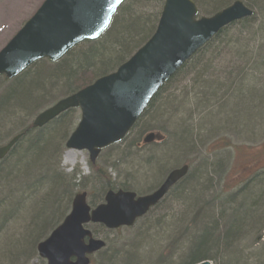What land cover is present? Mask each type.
<instances>
[{
    "label": "trees",
    "instance_id": "1",
    "mask_svg": "<svg viewBox=\"0 0 264 264\" xmlns=\"http://www.w3.org/2000/svg\"><path fill=\"white\" fill-rule=\"evenodd\" d=\"M192 1L199 8V12L211 15L227 7L234 0ZM250 1L242 2L248 9L253 10ZM163 2L164 0H126L119 7L109 27L99 39L85 41L77 45L56 63L43 60L32 65L38 66L42 63L45 68H51L50 72L53 73L51 75L49 72L47 78L40 79L38 87L35 88V94L46 92L48 94L50 91L59 89L63 91L62 96L64 97L90 84L95 79L113 72L151 37L156 28ZM258 42H264V15L257 20V14L254 11L253 16L224 28L211 42L192 56L155 94L132 130L138 125L140 119L153 108L156 99L163 95L165 98L155 109V114L162 118H154V121L158 120L162 124L157 123L158 125L155 126L158 130L168 133L170 139L177 137L179 144L181 143V147L178 149L180 152H184L185 149L192 150L198 143L202 144L207 138L206 133H208L207 136L222 132L229 133L228 129H223V127H228L232 118L236 117L240 118L237 129H242L236 136L237 138H248L250 142L255 143L263 141L264 139L255 141V137L264 133V91L260 93L254 89V87L262 85V81H264L262 79L264 44ZM37 72L38 69L32 76L33 78L38 76ZM27 74L25 71L14 80L17 79L16 83L20 84L21 81L31 77H27ZM86 80L88 82L82 84ZM80 81H82L80 83L82 85H77V82ZM175 83H178L179 86L170 92ZM38 97L42 98L41 95ZM254 103L258 105H254ZM37 104L36 102L32 109ZM18 109L24 110L25 108L17 107L15 114L19 112ZM15 114L10 113L3 119L10 120ZM72 117L77 118L76 110L60 115L38 130L31 129L30 125L22 126L16 134L21 135L20 139L8 155L0 161V180L8 182L10 176L23 170L27 155L30 157L29 159L35 160L37 154L44 149L41 162L38 163L39 167L37 166L33 170L38 173L33 175H38L39 171L43 170L45 176L40 177L39 180L42 181L40 185L28 184V192L29 189L34 192L45 186L46 180L50 177L60 183V185L57 183L56 189L63 188L60 176L50 169L49 161L53 150H46L44 145L47 141L44 138H47V129L52 128L56 131L57 137L60 136L65 140L69 132L67 118L70 121ZM155 133L158 134V132ZM129 136L130 133L127 137ZM135 146L133 143L132 147ZM138 148L135 149L136 152H139ZM177 155L180 157V153ZM154 158L153 155L147 156V164ZM10 160L14 161L12 165L8 163ZM44 161L46 164H43ZM165 163L161 162L162 172H164L165 165L168 164ZM210 165L215 166L214 162ZM12 166L14 170L11 169ZM207 166L208 162L203 161L199 166L201 169L199 168L198 174L202 173ZM94 174L101 179L96 170ZM191 175H187L175 186L176 193L182 196L184 185L188 184L189 186L190 182L195 180L191 179ZM195 176L197 177V173ZM28 178L31 180L34 177L30 175ZM196 181L193 184L195 187H199L196 185ZM94 186L100 194L104 190L112 189V184L106 178L101 182L96 181ZM178 188L181 189L179 192ZM120 189L128 190L122 186ZM12 191H14L13 195L17 194V190ZM52 191L51 186H46V191L38 197L42 200L43 196H46L41 203L51 200L52 193H54ZM198 191L197 194L190 195L191 202L192 205L205 204L206 216H202L200 212H204V210L199 209L192 214L183 229L180 228L181 239H178L177 242L182 243V240L186 246L180 264H194L206 259L211 260L213 264H264V170L247 179L235 193L224 195L222 191H219L215 195V199L209 200L207 203H202V193L206 190ZM11 193L10 191L9 194ZM31 195L36 196L35 193ZM180 195L178 197L181 198V203L186 204V198ZM59 196L60 193L56 195V200ZM241 197L246 198L245 201H249V203L246 205ZM21 200L27 201L28 199L21 198ZM7 215L12 216L11 214ZM184 216L185 219L183 221L180 219L177 225L183 226L189 215L185 214ZM50 218L46 226L52 224V227L54 218ZM202 218L205 219L204 222H202ZM40 222H42L40 227L35 229V237H33L35 241L41 238V233L46 228L43 221ZM33 223L35 222L33 221ZM34 228L32 224L30 229ZM26 238H30V235ZM26 238L20 237L22 240L17 243L26 241Z\"/></svg>",
    "mask_w": 264,
    "mask_h": 264
},
{
    "label": "rangeland",
    "instance_id": "2",
    "mask_svg": "<svg viewBox=\"0 0 264 264\" xmlns=\"http://www.w3.org/2000/svg\"><path fill=\"white\" fill-rule=\"evenodd\" d=\"M43 1L0 0V50ZM262 1H250L252 9L257 14V20L264 15V1ZM200 15L208 16L209 14L200 12ZM258 43L264 44V42ZM39 65L27 69L28 74L26 76H31L32 79L27 78L21 81L20 84L16 83L17 79L10 82L0 80V147L15 136L22 126L31 125L37 114L63 98V91L59 89L50 91L48 94L47 92L35 94V88L38 87L40 79L47 78V74L52 70L51 68H45L44 64ZM37 69L38 76L33 78L32 76ZM262 79L264 80V74ZM18 80L20 79L18 78ZM81 82H77V85ZM87 82L88 80L82 84ZM178 86L179 84L175 83L170 92H173ZM254 89L257 92H263L264 81H262V85L256 86ZM38 95H41L42 98H39ZM164 98L162 95L156 99L153 108L140 119L138 125L130 132V136L125 141L101 151L95 163L91 165L93 169H90L86 152L67 150L64 147V138L57 137L56 131L52 128L47 129V138H44L47 142L44 147L46 150H53L49 161L50 169L60 176L63 188L60 187L61 191L60 188L56 189L57 183L59 185L60 183L50 177L46 180L45 186L34 192L29 189L28 192V184L32 186L35 184L40 185L42 183L39 180L40 177L45 176L43 170L39 171L38 175H33L37 174V171L32 172L37 166L39 167L38 163L41 162L44 149L37 154L35 160L29 159L30 157L27 155L23 170L17 172L14 176H10L8 182H6L7 180H0V264H43V261L37 256L36 246L47 238L51 231L69 214L74 195L85 192L87 194V204L92 208L102 203L106 190L100 194L94 186L96 181L101 182L106 178L112 184V189L116 190L122 186L137 195H145L156 189L170 170L186 164L189 166L188 176L192 173L191 179L194 178L195 180H192L189 186L188 184L184 185L182 196L174 191L175 188L172 189L158 207L130 229L107 231L99 226L89 227L96 236L106 242L104 253L92 257V264H180V260L186 251L184 242L182 240V243L177 242L178 239H181V229L191 219L192 214L199 209H203L204 212L201 211L200 214L206 216L205 204L192 205L190 195L197 194L198 190L202 192L206 190L202 193V203H207L208 199L205 193L212 192L213 195L218 194L219 191H222L224 195L235 193L247 179L264 170V140L255 143L250 142L248 138H237L236 136L242 129H237L240 118L236 117L232 118V121L230 119L231 123L228 127H223V129L227 128L229 133L222 132L211 134V136H207L208 133H206L207 138L202 144L198 143L192 150L185 149L184 152H180L178 149L181 147V143L179 144L177 137H171L170 139L168 133L158 130L155 126L158 125L157 123L162 124L158 120V122L154 121V118H162L155 114V109ZM36 102L38 104L32 109ZM17 107L25 109H18L19 112L15 114ZM10 113L15 114L13 118L11 117L10 120L3 119L8 117L7 115ZM78 118V113L77 118L72 117L70 121L67 118L69 124L68 135L76 127ZM160 120L162 121V119ZM48 132L50 133L48 134ZM151 132L160 133L163 136L162 142L142 145V138ZM263 135L264 133L255 137V141L264 139ZM133 143L134 146L136 145L135 147H132ZM136 148L140 149L139 152L135 151ZM177 152L180 153V157ZM69 153H72L75 159H67ZM150 155L155 156V158L147 164L146 158ZM82 157L87 165L85 170L80 164ZM11 160L8 163L12 165L14 161ZM203 161H207L208 166L205 167L202 173L198 174L201 169L199 166ZM46 162L43 164H46ZM161 162L168 163L165 165L164 172H162L163 168L161 167L163 165H161ZM213 162L215 166H209ZM11 169L14 170L13 166ZM95 170L100 174L101 179L94 174ZM194 173H197V177ZM30 175L34 177L31 180L28 178ZM195 181L199 187L194 186L193 182ZM46 186H51L54 193H52L51 200L41 203L46 196H43L42 200L38 197L46 191ZM12 190H17V194L13 195L14 191ZM57 190L58 192H56ZM179 190L181 189L178 188V192ZM10 191L11 194H9ZM33 193L36 196H32ZM58 193H60V196L56 200ZM178 194L186 198V204L181 203ZM243 197L241 199L245 201L246 198ZM21 198L28 200L24 201ZM245 203L247 205L249 201H245ZM7 214H11L13 217ZM185 214L189 217L184 221L185 223L182 222L184 223L183 226L177 225L180 219L182 221L185 219ZM50 217L54 218L52 227V224L46 226L51 219ZM201 220L202 222L205 221L204 218ZM40 221H43L46 228L44 227L45 230L41 233V238L39 237L40 239L35 241L33 237H35V229L42 224ZM32 224L35 227L33 230L30 229ZM28 235H30V238H26ZM20 237L22 239L25 237L27 240H23L18 244L17 242L22 240ZM14 238L15 240H13ZM180 246L181 249H179Z\"/></svg>",
    "mask_w": 264,
    "mask_h": 264
},
{
    "label": "water",
    "instance_id": "3",
    "mask_svg": "<svg viewBox=\"0 0 264 264\" xmlns=\"http://www.w3.org/2000/svg\"><path fill=\"white\" fill-rule=\"evenodd\" d=\"M123 1L44 0L0 51V76L12 79L39 60L56 62L79 43L97 40ZM251 15L236 1L209 18L196 19L197 9L190 0H165L155 32L140 49L113 73L38 114L31 128H42L68 110L78 109L80 119L65 148L86 151L93 164L102 149L123 140L157 91L197 50L225 26ZM19 138L15 136L0 148V160ZM157 138L148 134L142 142L148 144ZM187 172V166L170 171L156 191L143 197L108 191L104 203L93 210L86 204L85 193L76 194L62 224L38 244L39 256L47 264H88L87 256L105 244L92 239L84 225L99 224L108 230L132 227ZM195 264L212 263L204 260Z\"/></svg>",
    "mask_w": 264,
    "mask_h": 264
},
{
    "label": "bare ground",
    "instance_id": "4",
    "mask_svg": "<svg viewBox=\"0 0 264 264\" xmlns=\"http://www.w3.org/2000/svg\"><path fill=\"white\" fill-rule=\"evenodd\" d=\"M240 1V0H238ZM242 2V1H241ZM78 154V153H77ZM75 159V156L72 154V153H69V155L67 156V159ZM80 164L82 165V168L85 170L87 168V165L86 163L84 162V158L82 157L80 159ZM33 172V171H32ZM205 196L207 197L208 201L209 200H214L215 199V194L213 195L212 192H208V193H205ZM104 252H102L101 254H103ZM208 260V259H206ZM208 261H211V260H208Z\"/></svg>",
    "mask_w": 264,
    "mask_h": 264
},
{
    "label": "flooded vegetation",
    "instance_id": "5",
    "mask_svg": "<svg viewBox=\"0 0 264 264\" xmlns=\"http://www.w3.org/2000/svg\"><path fill=\"white\" fill-rule=\"evenodd\" d=\"M165 177H166V176H165ZM165 177H164V178H165ZM159 185H160V184H159ZM159 185H158V186H159ZM148 194H149V193H148ZM43 264H45V262H44V261H43Z\"/></svg>",
    "mask_w": 264,
    "mask_h": 264
}]
</instances>
